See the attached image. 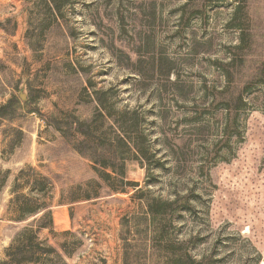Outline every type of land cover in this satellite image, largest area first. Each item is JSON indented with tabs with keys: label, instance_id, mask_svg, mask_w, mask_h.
I'll return each instance as SVG.
<instances>
[{
	"label": "rangeland",
	"instance_id": "1",
	"mask_svg": "<svg viewBox=\"0 0 264 264\" xmlns=\"http://www.w3.org/2000/svg\"><path fill=\"white\" fill-rule=\"evenodd\" d=\"M12 98L0 264L47 209L46 264H264V0H0V109ZM121 120L146 153L113 193L92 159ZM75 121L100 135L74 137ZM27 168L45 189L22 184L35 214L18 218ZM177 198L147 226V200Z\"/></svg>",
	"mask_w": 264,
	"mask_h": 264
},
{
	"label": "trees",
	"instance_id": "2",
	"mask_svg": "<svg viewBox=\"0 0 264 264\" xmlns=\"http://www.w3.org/2000/svg\"><path fill=\"white\" fill-rule=\"evenodd\" d=\"M49 6H51V9H57L58 11V7L52 6L50 2ZM95 96L97 97V93H95ZM97 101L100 103L98 97ZM18 105V102L14 98L10 99L7 105L0 109V118H12L15 110L18 109ZM114 123L111 124L112 129H114V137L110 140L109 145H103L100 148V151L103 152H99L94 156L92 159V169L99 179V183L105 185V189L113 193H120L131 185L126 181L125 177L126 161L132 158L136 160L138 156L144 157L146 152L141 144L143 138L135 136L138 132L133 134L136 128H134L135 124L132 120H121V122ZM102 127H95L91 130L85 122L75 121L70 123V130L73 131L74 137L82 136L85 141H89L90 136L100 135V128ZM25 172H31L32 174L25 176ZM41 181L32 168H27V171L22 170L20 172L14 187V197L10 202V206L14 208L18 218L35 214L32 200L36 201V198L20 194L19 189L22 184H27L31 191L42 193L45 188ZM90 198L88 195V199ZM145 203L147 226L154 225L159 218L167 213L168 209H176L177 207H181L179 205H182L179 204V198L173 201L147 200ZM44 213L42 218L45 219V222L40 224L36 229L25 228L18 234L13 244L6 249L5 260L1 264H46L49 261L47 257L57 253L53 248L44 246L40 240L42 230L49 228L53 224L51 211L47 209V212L45 211ZM174 264H194V260L189 255H184L174 258Z\"/></svg>",
	"mask_w": 264,
	"mask_h": 264
},
{
	"label": "water",
	"instance_id": "3",
	"mask_svg": "<svg viewBox=\"0 0 264 264\" xmlns=\"http://www.w3.org/2000/svg\"><path fill=\"white\" fill-rule=\"evenodd\" d=\"M21 100H25V96L23 94L20 95Z\"/></svg>",
	"mask_w": 264,
	"mask_h": 264
}]
</instances>
